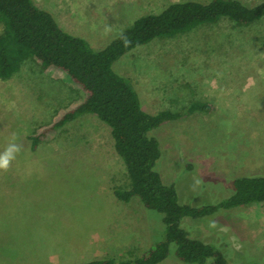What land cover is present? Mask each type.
I'll use <instances>...</instances> for the list:
<instances>
[{"label":"rangeland","instance_id":"1","mask_svg":"<svg viewBox=\"0 0 264 264\" xmlns=\"http://www.w3.org/2000/svg\"><path fill=\"white\" fill-rule=\"evenodd\" d=\"M33 1L99 49L137 17L181 0ZM113 68L132 81L145 111L180 114L151 133L161 148L156 168L180 202L217 203L231 191L221 181L264 175V18L249 26L222 18L156 38ZM82 95L33 59L0 78V152L13 135L22 145L10 169L0 171V264L127 259L163 237L160 213L138 196H116V188H129L126 168L97 116H79L32 147L31 135ZM193 102L211 108L190 110ZM182 226L217 244L233 264H264V202L185 217ZM174 251L172 245L158 264H186Z\"/></svg>","mask_w":264,"mask_h":264},{"label":"trees","instance_id":"2","mask_svg":"<svg viewBox=\"0 0 264 264\" xmlns=\"http://www.w3.org/2000/svg\"><path fill=\"white\" fill-rule=\"evenodd\" d=\"M222 18L238 25L257 23L264 18V0L254 5L241 0L174 1L157 13L137 17L99 49L84 37L62 28L50 10L33 0H0V78H9L24 61L33 59L43 71L62 77L83 93L73 105L64 107L53 123L31 135L32 147L79 116H97L112 130L115 151L126 168L129 188H116V196L124 201L138 196L146 208L162 215L163 237L143 254L127 259H92L80 264H158L169 257L172 245L175 256L186 264H233L217 244L192 237L182 221L185 217L197 219L221 209L264 202V175L221 181L231 191L217 203L197 206L180 202L175 184L165 183L156 168L161 148L151 134L180 114L168 109L154 114L145 111L132 81L113 68L118 59L138 46ZM210 108L207 102L190 105V110Z\"/></svg>","mask_w":264,"mask_h":264},{"label":"clouds","instance_id":"3","mask_svg":"<svg viewBox=\"0 0 264 264\" xmlns=\"http://www.w3.org/2000/svg\"><path fill=\"white\" fill-rule=\"evenodd\" d=\"M128 41H126L127 43ZM16 136L13 135L12 142H10L5 149L0 152V171L7 172L12 162L17 158V155L22 151V145L16 143Z\"/></svg>","mask_w":264,"mask_h":264}]
</instances>
